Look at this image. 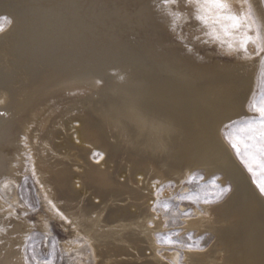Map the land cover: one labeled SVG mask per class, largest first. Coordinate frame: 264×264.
I'll use <instances>...</instances> for the list:
<instances>
[{"label": "rangeland", "instance_id": "374dc122", "mask_svg": "<svg viewBox=\"0 0 264 264\" xmlns=\"http://www.w3.org/2000/svg\"><path fill=\"white\" fill-rule=\"evenodd\" d=\"M42 1L43 0H40V2H38V0H23L19 8L22 6V4L23 5L26 4L28 8L24 9L22 13L18 12V14L17 12L15 13L14 11L8 9L6 6L0 5V16L8 17L7 20L0 21V23L3 24V28H4V33L0 32V39L1 37L6 36L5 33L8 34L9 31H12L13 28L15 29V26L16 28L21 27V30H22L21 38L24 37L23 39H29L31 43L33 42L34 45L38 44L37 46L39 47V48H36L34 46H31L30 48L29 47H26L27 49L25 48V51H30L31 53V56L27 58L29 59L28 64L30 66L33 65L34 67H36V65L34 64H36L38 54H41L42 56L46 55L48 62L46 63L45 68L48 71L44 72V74L43 72H39V71L35 73L32 72L33 77L40 75L42 81L44 80L45 83L53 79L55 80V81L53 80L54 81L53 83H56V84H58L59 82L63 83L64 81L67 80L68 77L69 78L77 77L80 73L84 75V72H85V77L92 75L91 73L88 74L86 71H89L91 67L96 66L98 64H104L106 66L108 65L109 66L108 68H113L115 70L117 69L121 70L122 68L125 67L127 68L126 69L127 73H125L126 74L125 77L129 81H131V79L132 81L139 80L140 78L141 79L144 78V81H147L146 78L152 77V79L155 81V84H157L160 87L161 86L163 87V90H162L163 92L165 91L170 95H175L179 97L178 99L180 100V102L183 105V108L185 109L188 106V103L190 102V100L193 98V96L197 94V90L203 89L204 85H208L210 82H212V79L213 81L217 80L215 79V77L217 76V74L215 73L216 67L223 68L222 70L223 72H225L226 74L232 75V76L235 75L237 72H238L237 74L239 75L240 73L241 75H244L245 71L248 72V74L250 73L249 80H248V87L245 91L246 93L244 95V98H240L238 96L239 95L238 92L235 91L236 93H234V96L236 98L232 99L233 105L236 104V105L242 106V108L240 109V111L242 112L239 111L238 112L239 114H235L233 117H231L230 119L225 121L222 125H220L218 132L220 133L219 134L220 139L223 140L224 144H226V147L229 149L231 155L233 156V159L236 161L240 169L246 174L250 184L252 185L254 189H256L257 194L264 200V195L260 194L259 189L256 185L255 177L252 175V173L248 171V169L245 167L242 161V156L244 154L243 144L239 143L238 141L239 146L241 148V153L238 154L236 150L232 148L231 142H230V140L235 137L244 138L246 136V133L242 130L244 129L245 123L249 121L251 118H253L254 116H258V113L255 112L252 105L259 104L262 96H264V62H262L264 61V52L257 54L256 49L254 45L252 44L248 45L247 56H245V53L242 51L229 50L227 44L228 42H232L229 37H222V39L225 41L224 43H221L220 41L216 40L214 37L207 34V30H204L202 26L197 25L196 23H198V21L194 20L192 18L191 12L188 11L189 13H187V10L185 9V10H182L183 14L186 13L184 14L185 17L187 16L186 19L184 18V22L182 21V19H180V20H177V22H175L174 24L176 26L175 30L177 32L175 34V36L177 37L176 41L179 40L181 43H184L187 45L189 44L192 47H196L197 50H200L201 53L203 54L211 51L209 55L207 54L205 55L208 56L210 64L212 63H217V64L216 66L213 67L214 69L212 68V71H209V72L204 71V73H206L205 75L200 74V73L197 74V67L194 68V74H188V73L184 74L183 73L184 71L180 68L174 69L173 72L176 70L177 71L174 72V74H171L169 72L170 67L169 68L164 67V63H163L164 58L162 59L161 55L160 57L157 56V53L155 52L156 46L153 45V42L151 43V40L156 38L157 36H159L157 38L160 40H164L168 38L166 36L170 35L169 33L170 30L167 27H162L160 25L154 26V25H157L156 23L157 15H154L155 11L153 10V5L149 2V0H147V2L146 0H142L143 3L145 2L144 6H142L143 3L140 0H131V2L128 5H126V3H123L124 1L122 0L121 1L117 0V3L120 2L119 4L121 5V7L119 4L114 2V4L116 3L115 6L113 4L108 11H106L107 9L103 5H101L102 0L100 1L99 0L97 1L96 0H65L68 2L61 0L63 1L61 2L63 6H60L61 5L60 0H54L55 2H51L53 0H46L45 2L44 0V2L41 3ZM73 1H75L74 4L72 3ZM230 2L232 3L234 10H236L237 12L242 10L241 4L238 2V0H233V1L231 0ZM54 3L55 5H53ZM64 3H66L67 6ZM251 3L253 5L254 13H256L255 15L257 17L258 22L260 24L263 23L262 25H264V18H263L264 15L262 16V14H264V2H262V0H258V1L251 0ZM42 4L45 7H48L50 9L45 8ZM90 4L91 5L94 4V5L91 7ZM140 4L142 6L141 10H140L141 8ZM64 5L66 6L67 9L64 7ZM75 5L77 6L76 8H75ZM73 6L76 10L78 8L79 10L78 14L76 10H75L76 13L73 11L74 10ZM96 6H99V7H96ZM43 7H44V10H43ZM57 7H58V10H53L54 8L57 9ZM61 7L62 8L64 7L63 11L66 10L65 11L67 13L66 16L68 17L66 18L68 19V22H67V19L65 18L66 13L60 11L62 9ZM88 7L90 9V13L88 12L89 11ZM100 7L102 9L104 8L103 9L104 11H102ZM116 7L118 9H115ZM126 7L128 9H126ZM137 7H140V8H137ZM84 8L85 9L87 8L88 14L86 11H85L86 14H84L85 13ZM99 8L101 9L100 10L101 12L99 11ZM113 9L116 13L115 15H114ZM121 9L123 11H120ZM149 9L150 11L153 10L154 12L153 11H152L153 13L150 12ZM4 10L5 12H3ZM40 10L41 11L43 10L44 12L43 11L41 12ZM49 10L50 11L52 10V11L50 12ZM127 10H129L128 14H127L128 12ZM71 11L72 13L74 12V14L70 13ZM80 11L82 12L83 15H81ZM146 11H148L149 13ZM49 12L52 16L48 14ZM52 12L54 15L52 14ZM57 12H58V15H60V13L61 15L58 16ZM109 12L112 17L110 16ZM62 13L64 14L62 15ZM99 13H102V14L100 15ZM69 14H72V15L69 16ZM103 14H106L105 15L106 17ZM117 14L119 16H117ZM257 14L260 15L261 18L258 17ZM23 15L26 17L24 18ZM129 16H132V17H129ZM78 17H81V18L79 19ZM108 17H109L110 22L109 20H107ZM48 18L50 21L52 20L51 23L48 20ZM92 18L95 20H93ZM100 18H102L103 20L105 18L106 21H103ZM71 19L72 21H69ZM75 19L77 20L78 23L76 22ZM87 19L89 23L87 22ZM113 19L115 20L113 21ZM129 19H131V21ZM27 20H29L30 22ZM89 20H91L92 22H90ZM118 20H120L119 25H118ZM14 21L16 22V24H14L15 23ZM107 21L109 23H107ZM115 21L117 22V25H114L116 24ZM141 21H142V24L140 23ZM56 22L58 23L56 24ZM72 22L73 24H71ZM112 22L113 24H111ZM128 22L131 24H128ZM96 23L98 24V26L102 24V26H100L102 27V29L99 28ZM152 23H153V26H152ZM62 24L63 25L66 24V25L63 26ZM103 25L104 26L106 25V27L109 26V28L108 27L103 28L104 27ZM67 26L70 27L68 28V30L70 29V32L67 30ZM88 26H90V28ZM95 26H97L98 31H96L97 29ZM56 28L62 29V30L58 29L60 33L56 30ZM72 28L75 30H73ZM112 28L114 29L117 28V29L114 30ZM160 28L162 29L161 31H160ZM138 29H141V30L139 31ZM76 30L79 31V33H77ZM81 30L83 32H80ZM119 30L121 31L122 34L120 32L119 33L117 32ZM125 30L126 32H124ZM151 30L152 31L154 30V32L152 33ZM63 31L65 33L68 31V33L70 34L68 33L65 34ZM85 31L88 32V34H86ZM96 32L98 34H95ZM127 32L130 34V37ZM82 33L83 34L85 33V34L83 35ZM113 33H115L116 35ZM80 34H81V38L79 36ZM92 34H94L95 36L92 37ZM127 34H128V37H127L128 39L126 38ZM131 34L133 36L135 35V38L132 37ZM141 34L143 36H141ZM109 35L111 38H109ZM52 36L53 37L57 36V37H55L54 39ZM82 36H85V37H82ZM118 36L121 39H119ZM65 37L68 39H66ZM71 38L73 40H71ZM91 38H94V39H91ZM125 39L128 41H126ZM111 40L114 42H112ZM129 40L131 44L129 43ZM99 41H101V43ZM144 42L149 47L151 46V48L147 47V45H144L145 44ZM49 43H52V44H49ZM141 44L143 45L141 46ZM64 45H66V47ZM74 45L78 46L77 47L78 49H76V46ZM136 45H139V46L136 47ZM235 46L238 47V44H236ZM138 47H140V49ZM147 48L149 50L144 51V49L147 50ZM20 50L21 52H23L22 50H24V48ZM138 51H139V54H138ZM120 52L122 54H120ZM145 52L147 53L145 54ZM20 54L22 55V53ZM140 54H143V55H140ZM150 54H153V55H150ZM24 55L25 53L23 52L22 56ZM138 55H140L142 59L144 58L143 60L145 61V63L148 64L147 67L150 71V72H147L148 77L145 76V74L137 73L135 71L136 67L133 66L132 61ZM155 55L157 56V59ZM122 57L125 58V61L121 60ZM149 58H152L154 60L152 59L149 60ZM248 58L250 59L248 60ZM123 62L124 64H122ZM228 68H231L232 70ZM233 70L235 71L237 70V72L234 73ZM155 76L156 78H154ZM228 79L230 78H222L221 80L222 84L226 83ZM177 81L178 83H176ZM1 82L2 81H0V87H4L5 84L4 83L1 84ZM162 82L163 83L165 82L164 85H162L163 84ZM20 83L21 85L24 84L23 82H20ZM85 87L86 86L84 85L82 89L81 88H79V90L76 89L77 91L75 92L77 94L74 92L76 96H73L75 95L73 92L71 93L67 92L68 97L64 95L62 96L63 99L62 97L59 98L60 101H57L54 104H52L54 106L50 105L48 107L49 109L45 108L44 109L45 111L41 115H39L40 119L38 118L37 121L33 122L31 119L32 117H30V115L34 113V111L31 112L32 109H37L46 100L45 97L39 95V93L36 94L35 92L36 96L35 97L33 96L35 98L34 99L35 102L31 101L29 106L24 107V109L22 110V113L28 114L29 116L22 114V113H21L22 115L16 116V118L15 116H13L14 119L13 118L11 119L12 120L11 125L13 126L9 125V127L11 128H9L7 133L5 132L6 134L4 133L1 138L3 143L6 142L4 144L7 146L6 156L8 157V158L7 157L5 158L6 161L3 166L4 168H0V205H1L0 206V227L2 228L1 230L2 232H0V250L2 248V250L0 251L1 253L0 258L3 261V263L4 264H37V262L39 261V264H45L46 261H50L51 264H161L162 262H164L165 264H185L183 251L187 249L189 250L187 245L189 244L195 245V247L192 248L191 250H204V249L210 248V246L215 242L216 236L213 230L209 228V224H210L209 220H210V217H212V215H211L210 209H208L207 207H213L214 205H217L223 202L232 193L233 185L230 182V180H223L224 176L219 171L207 173L206 170H204L202 166H198L196 162L197 159H195L196 157L193 158L194 155L192 154L193 150L195 149V145L193 146V144H195V141L190 137H180L179 138L177 136H174V137L170 136L171 132L173 133L174 130L171 129L169 126H168L169 128L167 127L168 129L166 128L164 129L163 136L166 135V137H171L170 138L171 142L169 143L168 146H165L166 149L169 148L170 152H172L171 153L172 156H170L171 159H169V156H167L168 153L166 154L161 153L153 157V159L151 160L152 162H150V164L146 166V168L143 166L137 168L138 163L134 167L126 164L125 163L126 161L123 160L122 157L127 156L128 150L130 149L132 150V148H134L135 146L136 147L138 146L137 144L138 141L132 136H130V138L126 137L122 139L120 143L115 142V145L118 144L116 148L121 149V150H118V152L115 153L114 150H110V148L108 149L105 148L106 152L104 154H100L99 150H97L98 147L96 148V146L99 145V144H96L97 141H107L105 144H109V141L111 139L109 140L106 137L104 138L100 137L99 139L91 138L90 140H88L85 134V131L87 130L85 129V124L83 123L84 113L81 112L80 110H79L80 113L76 111L80 108L79 105L81 102L85 103L87 101L86 97H88V95L90 94L92 96L95 95L94 93L95 90L86 91L87 89ZM70 94L72 95V97ZM73 97H75L76 100L75 98L73 99ZM38 100H40V102ZM69 102L70 104L66 105V103L68 104ZM35 103L37 105H35ZM58 105L59 106L63 105V106H60L61 107L60 108L58 107ZM68 107H70L69 109L72 108V110H69ZM28 108L31 111H29ZM50 108H51L50 112L54 110L52 113H48ZM55 110H57V112H55ZM62 110L64 111L66 110V111L64 112ZM187 110L190 111L189 108ZM219 111H222V109H220ZM223 111H225V109ZM68 112H71L73 114L71 115V113H68ZM48 114L51 116H48ZM59 114H61V116ZM69 116L70 118H68ZM41 119L45 122L43 123ZM61 119H64V120H62L61 122ZM19 122H21V124ZM24 122H25V126H24ZM38 123L39 125H41L40 127ZM42 123L45 126H43ZM55 123H58L57 124L58 126L55 125ZM14 125L17 126L18 129H16L17 127L14 129ZM67 125L68 127L72 126V128L69 129ZM36 129L38 133H36ZM13 130L15 131L18 130V131H16L17 132L16 133ZM19 130L21 133L19 132ZM66 130L67 131L69 130V131L67 132ZM9 131H11L12 134L11 132L9 134L8 133ZM82 133L84 135H82ZM32 134H34V137L32 136ZM27 135L32 136V137L28 136V138H24V136L27 137ZM68 135H69V138H68ZM32 138L33 139L35 138V139L33 140ZM37 138H39L38 141H36ZM41 139H44V141L46 142H43ZM53 139L54 140L56 139V140L53 141ZM70 140L71 142L74 143L75 146L73 145V143L72 144L70 143ZM134 140L136 141V144ZM79 141H82V143ZM35 142H37V144ZM48 142L51 144H49ZM56 143H59V144L56 145ZM249 143H252V142L249 141ZM38 147H40L41 149ZM49 147L51 148L49 149ZM159 147H163V146H159ZM82 148L84 149L82 150ZM46 149H48L50 152ZM58 151H59V154H58ZM61 151H62V154H61ZM47 152L48 154L50 155L53 154V155L48 156ZM71 154L72 156H70ZM65 155H67L68 157ZM182 155L184 156V158ZM54 157H56L57 159H55ZM110 158L112 159V161ZM164 158L167 161L164 160ZM50 159L52 160L53 163L51 162ZM193 159L196 163H194ZM53 160H56V161H53ZM89 160H92L97 165L99 164L100 166L98 165L99 166L98 168H100V170H102V167H103V170L101 171V173L104 175L103 176L104 178H108V179L111 178L119 182V185H120L119 189L120 187L121 188L127 187V189L125 190L123 189L122 191H120L121 194H119L118 192L110 193V191H113L114 189L110 188L109 190L108 189L106 190V188L109 187V186H106L105 191L102 194H99L96 188L97 187L96 184H99V183L94 182L95 181L94 179H88L86 175L87 171H84L86 170V166H87L86 164H87V161ZM161 160L163 161L162 163H161ZM171 160L174 162H172ZM189 160L192 162H190ZM57 161L60 163H58ZM54 162H55V165H54ZM111 164L112 166H110ZM41 165L42 166L46 165L44 166L45 168L43 167L44 169H46L48 165L50 167L48 166V169L43 170ZM80 165L82 168L80 167ZM63 167L70 169V170L66 171L67 169L64 168L65 169L64 170ZM135 167L137 168V170L134 169ZM56 168L58 172L57 170H55ZM82 169L84 170L82 171ZM61 170L64 173H62ZM65 171L67 172V175H65L66 174ZM173 172L174 173L176 172V173L174 174ZM64 177H68L69 179H71V181L74 182V184H76L79 192L82 193L81 196L70 192L68 190V187L66 188V186H60L59 180H63ZM142 180L144 181V183H142L139 186L138 181H142ZM226 189H230V190L226 191ZM206 200L209 202L206 203L205 202ZM142 201H146L145 203L147 204L146 205L141 204ZM165 204L169 206L167 210L164 207ZM147 205L149 206L150 211L149 210L146 211ZM148 213H149V216H148ZM196 213H200L202 216L205 217V222H203L204 223L203 227H201L202 229L189 226V220L196 218L197 217ZM114 216H116V218ZM139 225H144V226L139 228L138 227ZM134 229H136L137 231L139 229H143L144 231L147 232V234H149L147 238L151 239L152 243L156 245L155 246L153 244L156 248L157 255L161 256L164 251H168V252L176 251V253L178 254L177 262H175L173 259H169V258L166 259L164 257H162L163 261H161L160 263L155 262V261L152 262V260H149L144 255V251H145L144 247L146 243L142 241L138 242L137 241L139 239L138 235L127 238L128 240L126 242L123 241L120 243H114L113 241L112 242L105 241L110 236L114 238L118 237L117 239H119L120 235L118 234V232L121 230L122 231L128 230L130 232L131 231L134 232ZM177 233L178 235H176ZM29 237H31V239H29ZM123 239L125 240V238ZM169 239L177 241V242L169 243L168 242ZM109 244H111L112 246Z\"/></svg>", "mask_w": 264, "mask_h": 264}, {"label": "bare ground", "instance_id": "6f19581e", "mask_svg": "<svg viewBox=\"0 0 264 264\" xmlns=\"http://www.w3.org/2000/svg\"><path fill=\"white\" fill-rule=\"evenodd\" d=\"M22 1L23 0H0V5L1 6H6L8 9L14 11L15 13L17 12V14H18V12L19 13H22V11L24 9L28 8V6L26 4L25 5L22 4V6L19 8V6H20V4H21ZM63 1H65V0H63ZM63 1L60 0V3L63 2ZM122 1H124L123 3H126V5H128L131 2V0H122ZM140 1L142 2V0H140ZM38 2H40V0H38ZM43 2H44V0L41 3H43ZM45 2H46V0H45ZM51 2H55V1L53 0ZM57 2H59V1H57ZM65 2H68V1H65ZM74 2L75 1H73L72 3L74 4ZM114 2L117 3V0H102V4L101 5H103L107 9L106 11H108L110 9V7L114 4ZM133 2H132V4H133ZM146 2H147V0H146ZM149 2L153 5V10L156 13V14L154 13V15H157V17H156V21H157L156 23H157V25H154V26H159L160 25L162 27H167L170 30V32H169L170 35L168 34L169 36H166L168 38H166L164 40H160V39L157 38L159 36H157L156 38L152 39L153 41L151 40V43L153 42V45L156 46L155 47V52L157 53V56L160 57V55H161L162 56L161 58L162 59L164 58V60H163L164 67H168V68L170 67L169 68V72L171 74H174V72H176L177 70L174 71V72H173V70L174 69H178V68L182 69L184 71L183 72L184 74L185 73L194 74V68H196V67H197V74L200 73V74L205 75L206 73H204V71L205 72L212 71V68L214 66H216L217 63H212V64L209 63V59H208V56L207 55H209L211 51L205 53V54H207V55H205V54L201 53L200 50H197L196 47H192L189 44L187 45V44L181 43L179 40L176 41V39H177V37L175 36V34L177 33L176 30H175V27L176 26L172 23L171 19L165 14V8L162 6L161 0H149ZM119 3H117V4H119ZM144 3L142 4V6H144ZM64 4L66 5V3H64ZM115 4H114V6H115ZM147 4H149V3H147ZM53 5H55V3ZM65 5H64V7L66 8L67 5L66 6ZM93 5H91V7ZM97 5H99V4H97ZM60 6H63V4L61 3ZM140 6H141V4H140ZM142 6H141V8L140 7H137V8H140V10H141L142 9ZM44 7H43V10H44ZM76 7L77 6L75 5V8ZM96 7H99V6H96ZM117 7L115 9H118ZM120 7H121V5H120ZM146 7H147V5H146ZM172 7H174V6H172ZM45 8H48V7H45ZM63 8L60 11L65 12L66 10L63 11L64 10ZM73 8H74V6H73ZM75 8L73 10L74 12L76 10ZM100 8H99V11L102 9V8L101 9ZM48 9H50V8H48ZM88 9H89V7H88ZM103 9H102V11H104ZM122 9L120 11H123ZM126 9H128V8L126 7ZM185 9L187 10V13H189L188 11H190L191 13L193 11L192 8H191V6L186 5L185 0H180L179 6H178V11H180L182 13V10H185ZM53 10H58V7H57V9L54 8ZM76 11H77V14H78V12H79L78 8H77ZM85 11L87 12V8L86 9L84 8V12ZM113 11H114V9H113ZM127 11H128L127 12V14H128L129 13V10H127ZM149 11H150V9H149ZM152 11H150V12H152ZM3 12H5V10ZM50 12L48 13L49 15H51ZM58 12H57V15H58ZM74 12L72 13V11H71L70 13L74 14ZM86 12L84 14H86ZM88 12L90 13V9H89ZM88 12H87V14H88ZM146 12H148V11H146ZM257 12H259V11H257ZM11 13H13V12H11ZM139 13H140V11H139ZM52 14H53V12H52ZM63 14L64 13H62V15ZM72 14H69V16L72 15ZM93 14H94V12H93ZM99 14L101 15L102 13H99ZM109 14H110V12H109ZM115 14L116 13L114 11V15ZM184 14H186V13H184ZM60 15H61V13H60ZM60 15H58V16H60ZM66 15H67V13L65 14V18L67 17ZM81 15H83L82 12H81ZM91 15H92V13H91ZM103 15L105 16L106 14H103ZM122 15H123V13H122ZM263 15L264 14H262V16ZM18 16H16V17H18ZM110 16H111V14H110ZM117 16H119V15L117 14ZM257 16L260 17V15H258V14H257ZM25 17L26 16H24V18ZM81 17H78V18L80 19ZM92 17H93V15H92ZM109 17L107 18V20H109ZM129 17H132V16H129ZM186 17H185V15H183V17L180 18V19H182V21L184 22V18L186 19ZM14 18H15V16H14ZM21 18H22V16H21ZM78 18H77V20H78ZM102 18H100V19H102ZM72 19L69 20V21H72ZM88 19H87V22H88ZM115 19H113V21ZM180 19H178V20H180ZM48 20H49V18H48ZM77 20H76V22H77ZM93 20H95V19H93ZM129 20L131 21V19H129ZM27 21H29V20H27ZM89 21L92 22L91 20H89ZM103 21H106V19L104 18ZM119 21L120 20H118V25H119ZM262 21H263V19H262ZM51 22H52V20L50 21V23ZM67 22H68V19H67ZM109 22H110V20H109ZM109 22L107 21V23H109ZM129 22H128V24H131ZM57 23L58 22H56V24ZM99 23H101V22H99ZM140 23L142 24V21ZM14 24H16V22ZM25 24H26V22H25ZM71 24H73V22ZM111 24H113V22ZM196 24L202 26L199 22L196 23ZM261 24H263V23H261ZM65 25H63V26H65ZM75 25H77V24H75ZM107 25H109V24H107ZM114 25H117V22ZM97 26H98V24H97ZM97 26H95L96 29H97ZM100 26H102V24ZM100 26H98V27L102 29V27H100ZM109 26H111V25H109ZM109 26H107V27L109 28ZM152 26H153V23H152ZM88 27L90 28V26H88ZM105 27H106V25L103 28H105ZM68 28H70V27L67 26V30H68ZM161 28H160V31L162 30ZM197 28H195V29H197ZM13 29H12V31H9L8 34L5 33L6 36L5 37H1V39H0V81H2L1 84L2 83L5 84L4 87H0V113H3L4 114V115H0V168H4L3 166H4L5 161H6L5 158L7 157L6 156L7 155L6 154L7 146L4 144L6 142L3 143L2 140H1V138H2L3 134L5 132L7 133V131L9 130V128H11V127H9V125H11V122H12L11 119L12 118L14 119L13 116H15V118H16V116H18V115L25 114V113H22V110L24 109V107L29 106V104L31 103V101H34V99H35L34 97L36 96L35 95V92H36V94L39 93V95L45 97L46 100L37 109H32V111H31L28 108L29 111H31V112L34 111V113L32 115H30V117H32L31 119H32L33 122L34 121H37L38 118L40 119V116L39 115H41L45 111L44 110L45 108H48L50 105L54 104L55 102L60 101L59 98H61L62 96H64V95L67 96L68 95L67 92L68 93H71V92L74 93L75 91H77L76 89H78V90H79V88L82 89V87L85 85L86 86L85 88L87 89V90L86 89L85 90L86 91H88V90H95V92H94L95 95L94 96H92L91 94L88 95V97H86L87 98V101L85 103L81 102L80 105H79L80 108L78 109V107H77L78 110H76V109L75 110L78 111V112L80 110L81 112L84 113V114L82 113L84 115V119H83L84 121H83V123L85 124V129L87 130V131H85V134H86L88 140H90L91 138H95V139L98 138L99 139L100 137H103V138L106 137L109 140L111 139L109 141V144H105L107 141H97L96 144H99V145H97L96 148L98 147L97 150H99L100 154H104L106 152V149H108V148H110V150H114L115 153L118 152V150H121V149L116 148V146L118 144L115 145V142H119L120 143V141L122 139H124L126 137L127 138L129 137L130 138V136H132V137H134L138 141L137 142L138 146L137 147L135 146L134 148H132V150L131 149L128 150L127 156H123L122 157L123 160L126 161L125 162L126 164L131 165V166L134 167L138 163L137 164L138 165L137 168L138 167H142V166L146 168V166H148L150 164V162H152L151 160L153 159V157H155L156 155L161 154V153H163V154L168 153L167 156H169V159H171L170 156H172L171 155L172 152H170V149L169 148L166 149V147H165V146H168L169 143L171 142V140H170L171 137H166V135L163 136L164 129L165 128L168 129L170 127L171 129L174 130L173 133L171 132L170 136H173V137L174 136H177L179 138L180 137H190V138H192L195 141V144H193V146L195 145V149L193 150V153L192 154L194 155L193 158L196 157L195 159H197L196 162H197V165L198 166H202L204 168V170H206L207 173H211V172H214V171H219L224 176L223 180H230V182L232 183V185H233V191H232V193L223 202H221V203H219L217 205H214L213 207H207L208 209H210L211 215H212V217H210V220H209V223H210L209 224V228L211 230H213V232L215 233V236H216L215 242L210 246V248H207V249H204V250H190V249L189 250L188 249L187 250H184L183 251V256H184L185 264H264V200L257 194L256 189H254L252 187V185L250 184V182H249L246 174L240 169V167L238 166V164L236 163V161L233 159V156L231 155L229 149L226 147V144H224L223 140L220 139V137H219V134L220 133L218 132V130L220 128V125H222L225 121H227L228 119H230L231 117H233L235 114H239L238 112L240 111V109L242 108V106L241 105H236V104L233 105L232 104V99L233 98H236L234 96V93H236L235 91L238 92V94H239L238 96L240 98H244V95L246 93L245 91H246V89L248 87V80H249V74L250 73L248 74V72L245 71L244 72L245 74L244 75H241V73L239 72L240 73V75H239V74H237L238 73L237 70L236 71L233 70L234 73L235 72H237V73L232 76V75H229V74H226L225 72H223L222 71L223 68L216 67L215 68V70H216L215 73L217 74V76L215 77V79H217V80L216 81H213V79H212V82H210L209 84L206 82L208 85H204V88L203 89L197 90V94L193 96V98L188 103V106L186 107L187 109L189 108L190 111H188L186 108L185 109L183 108L182 103L178 99L179 97H177L175 95H170V94H168L165 91L163 92L162 91L163 90V87L162 86L160 87L157 84H155V81L152 79V77L149 76L150 78H146L147 81H144V78L143 79L140 78L139 80H135V81H132V79H131V81H129L125 77L126 76L125 73H127V71H126L127 68H125V67L122 68L123 70L122 69L121 70L120 69L119 70L118 69L115 70L113 68H108L109 67L108 65L106 66L104 64H98V65L93 66L91 68L89 67L90 68L89 71H86L85 70L88 74L91 73L92 75H89V76H86L85 77V72L83 71L84 72V75L82 73H80L77 77H73V78H71V77L69 78L68 77L69 78L68 79L65 76L67 78V80L64 81L63 83L62 82L61 83L59 82L58 84L53 83L55 81L54 79H53L54 81L53 80H50V81H48V82L45 83L44 80L42 81L40 75H37L36 77H33L32 72L35 73V72L39 71V72H43V74H44V72L48 71L45 68L46 63L48 62V60L46 58V55L45 56H42L41 54H38L36 64H34V65H36V67H34L33 65L30 66L28 64L29 59H27V58H29L31 56V53H30V51H25V48L26 47H29L30 48L31 46H34L36 48H39L37 46L38 44L37 45H34V43L33 42L31 43V41L29 39H23L24 37L21 38L22 37L21 36V34H22L21 33L22 32L21 27H17L16 28V26H15V29L14 30ZM58 29L56 28L57 31H58ZM112 29H114V28H112ZM116 29H114V30H116ZM177 29H179V28H177ZM59 30H62V29H59ZM73 30H75V29H73ZM138 30L140 31L141 29H138ZM204 30H206V29L204 28ZM68 31L70 32V29ZM68 31L66 33H68ZM96 31H98V29ZM127 31H129V30H127ZM145 31H146V29H145ZM56 32H54V33H56ZM80 32H83V31L81 30ZM112 32H113V30H112ZM117 32L118 33L119 32L121 33L120 30L117 31ZM124 32H126V30ZM153 32H154V30L152 31V33ZM163 32H165V31H163ZM3 33H4V31H3ZM73 33H74V31H73ZM77 33H79V31H77ZM99 33H100V31H99ZM68 34H70V33H68ZM86 34H88V32H86ZM95 34H98V33L96 32ZM113 34H115V33H113ZM128 34L126 35V38L128 37ZM100 35H102V34H100ZM104 35H105V33H104ZM79 36L81 38V34ZM93 36H95V35L92 34V37ZM120 36H122V35H120ZM131 36L135 38V35L133 36L131 34ZM141 36H143V35L141 34ZM149 36H147V37H149ZM55 37H57V36H55ZM55 37H53V38L55 39ZM82 37H85V36H82ZM129 37H130V34H129ZM80 38H79V40H80ZM109 38H111L110 35H109ZM118 38H119V36H118ZM66 39H68V38H66ZM91 39H94V38H91ZM97 39H98V37H97ZM119 39H121V38H119ZM119 39H118V41H119ZM146 39H148V38H146ZM71 40H73V39L71 38ZM79 40H77V41H79ZM102 40H104V39H102ZM126 41H128V40H126ZM51 42H53V41H51ZM99 42L101 43V41H99ZM112 42H114V41H112ZM57 43H59V42H57ZM116 43H118V42H116ZM120 43H122V42H120ZM129 43L131 44L130 40H129ZM133 43H132V45H133ZM49 44H52V43H49ZM142 45L143 44H141V46ZM144 45H147V44L145 43ZM64 46L66 47V45H64ZM71 46H73V45H71ZM74 46H76V45H74ZM137 46H139V45H136V47ZM48 47H50V46H48ZM77 47L78 46H76V49H78ZM147 47H149V46L147 45ZM23 48H24V50H22V51L25 53L24 56H22L23 55V52H21V50H20V49H23ZM89 48H90V46H89ZM138 48L140 49V47H138ZM149 48H151V46ZM28 50H30V49H28ZM105 50H107V49H105ZM114 50H113V52H114ZM148 50H149L148 48H147V50L144 49V51H148ZM55 51H56V49H55ZM129 51H131V50H129ZM139 51H138V54H139ZM124 52H125V50H124ZM150 52H151V50H150ZM20 53H22V55ZM146 53L147 52H145V54ZM120 54H122V53L120 52ZM134 54H135V52H134ZM124 55H126V54H124ZM127 55H129V54H127ZM140 55H143V54H140ZM140 55L136 56L133 59L132 64H133L134 67H136L135 68V71L137 73L145 74V76L148 77L147 72H150L149 69H148V67H147L148 64L145 63V61L143 60L144 58L142 59ZM148 55H149V53H148ZM150 55H153V54H150ZM157 56L155 55L156 59H157ZM243 58H244V56H243ZM151 59L152 58H149V60H151ZM249 59L250 58H248V60ZM121 60L125 61V58L122 57ZM152 60H154V59H152ZM160 62H161V60H160ZM75 64H76V62H75ZM122 64H124V62ZM32 67H34L36 69H34ZM38 69H40V70H38ZM228 69L232 70L231 68H228ZM230 73H231V71H230ZM75 76H76V74H75ZM154 78H156V76ZM222 78H230V79H228V81L226 83H223L222 84V82H221ZM151 80H153V81H151ZM250 81H251V79H250ZM20 82H23L24 84L21 85ZM56 82H58V81H56ZM164 83L162 85H164ZM176 83H178V81ZM192 84H193V82H192ZM38 91H40V92H38ZM90 93H91V91H90ZM76 94L73 95V96H76ZM248 96H249V94H248ZM71 97H72V95H71ZM74 98L75 97H73V99ZM240 98H239V100H240ZM62 99H63V97H62ZM68 99H70V98H68ZM75 100H76V98H75ZM38 101L40 102V100H38ZM187 101H188V99H187ZM69 104H70V102L68 104L66 103V105H69ZM35 105H37V104L35 103ZM52 106H54V105H52ZM56 106H57V104H56ZM60 106H63V105H60ZM60 106L58 105V107H60ZM70 107H68V109ZM53 109H54V107H53ZM220 109H222V111H219ZM224 109H225V111H223ZM57 110H58V108H57ZM57 110H55V112H57ZM69 110H72V108L69 109ZM50 111H51V108H50V110H49L48 113H52L54 110L52 112H50ZM62 111H64V110H62ZM240 112H242V111H240ZM68 113H71V112H68ZM72 114L73 113H71V115ZM25 115H28V114H25ZM59 115L61 116V114H59ZM48 116H51V115L48 114ZM75 116H76V114H75ZM26 118H27V116H26ZM68 118H70V116ZM20 119H19V121H20ZM47 120H48V118H47ZM62 120H64V119H61V122H62ZM71 120H72V118H71ZM26 121H28V120H26ZM21 122H19V123L21 124ZM44 122L45 121H43V123ZM67 122H68V120H67ZM17 123H18V121H17ZM43 123H42V125H43ZM58 123H55V125H57ZM40 124H41V122H40ZM38 125H39V123H38ZM11 126H13V125H11ZM24 126H25V122H24ZM40 126L41 125H39V127ZM43 126H45V125H43ZM16 127L17 126L14 125V129ZM32 127H33V125H32ZM67 127H68V125H67ZM68 128L70 129V128H72V126H69ZM16 129H18V127ZM19 129H21V128H19ZM64 130H65V128H64ZM13 131H15V130H13ZM16 131H18V130H16ZM10 132L11 131H9L8 133L10 134ZM19 132H20V130H19ZM16 133H15V135H16ZM36 133H38L37 132V129H36ZM83 133H82V135H84ZM11 134H12V132H11ZM34 134H32L33 137H34ZM69 135H71V134H69ZM69 135H68V138H69ZM12 136H14V135H12ZM28 136L29 135H27V137L24 136V138H28ZM32 136H29V137H32ZM51 137H52V135H51ZM57 138H58V136H57ZM38 140H39V138H37L36 141H38ZM41 140L43 142H46V141H44V139H41ZM55 140L53 139V141H55ZM71 140H70V143L72 144L73 142H71ZM79 142L82 143V141H79ZM35 143L37 144V142H35ZM49 144H51V143H49ZM57 144H59V143H56V145ZM135 144H136V141H135ZM39 145H37V146H39ZM73 145H74V143H73ZM159 146H163V147H159ZM78 147H79V145H78ZM190 147H191V145H190ZM38 148H40V147H38ZM50 148L51 147H49V149ZM54 148H53V150H54ZM83 149L84 148H82V150ZM46 150H48V149H46ZM84 151H86V150H84ZM63 152H64V150H63ZM108 152H110V151H108ZM47 154H48V152H47ZM58 154H59V151H58ZM61 154H62V151H61ZM44 155H46V154H44ZM49 155L50 154H48V156ZM52 155H50V156H52ZM85 155H86V153H85ZM185 155H187V154H185ZM10 156H11V154H10ZM65 156H67V155H65ZM70 156H72V154ZM56 157H54V158L57 159ZM183 158H184V156H183ZM190 158H188V159H190ZM47 159H48V157H47ZM164 160H166V159L164 158ZM53 161H56V160H53ZM111 161H112V159H111ZM193 161H194V159H193ZM48 162H50V161H48ZM51 162H52V160H51ZM106 162H107V160H106ZM162 162L163 161L161 160V163ZM172 162H174V161H172ZM190 162H192V161H190ZM196 162L194 161V163H196ZM58 163H60V162H58ZM194 163H192V164H194ZM54 165H55V162H54ZM86 165H87L86 166V170L82 169V171L83 170L84 171H87L86 175H87L88 179H94L95 180V181L93 180L94 182H98L99 183V184H96V186H97L96 187L97 188V192L99 194H102L105 191V187L106 186H109L108 188H106V190L107 189L109 190L110 188L115 190V191L114 190L113 191H110V193H112V192L113 193L114 192H118L119 194H121L120 191H122L123 189L124 190L127 189V187L126 188H121L120 187V189H119V186H120L119 185V182H117V181H115L114 179H111V178L110 179L104 178L103 177L104 175L101 173V171L103 170V167H102V170H100V168H98L100 166L99 164H98L99 165L98 166L95 162H93L92 160H89V161H87V164ZM12 166H14V165H12ZM44 166H46V165H43L42 168ZM48 166L46 167V169H48ZM110 166H112V164ZM56 167H58V166H56ZM61 167H62V165H61ZM80 167H81V165H80ZM44 168H43V170H46ZM64 168L65 167H63V169ZM137 168L135 167L134 169L137 170ZM65 169H67V168H65ZM55 170H57V168ZM62 170H61V172H62ZM68 170H70V169H67L66 171H68ZM111 171H112V169H111ZM57 172H58V170H57ZM57 172H56V174H57ZM52 173H53V171H52ZM62 173H64V172H62ZM69 173H68V175H69ZM58 175H59V173H58ZM65 175H67V172H66ZM46 177H48V176H46ZM52 179H53V177H52ZM61 179H62V177H61ZM51 182H53V181H51ZM138 182H139L138 183L139 186L142 183H144L143 180L142 181H138ZM55 184H57V183H55ZM59 184H60V186H66V188L68 187V190L70 192H72V193L78 194L79 196L82 195V193L79 192L76 184H74V182L71 181V179H69L68 177H64L63 180H59ZM143 185H145V184H143ZM115 195H116V193H115ZM145 202L146 201H142L141 204H145L146 205L147 203H145ZM148 210H149V206L147 205L146 211H148ZM196 215H197L196 218L189 220V226L195 227V228H201V227H203V224H204L203 222H205V217L202 216L200 213H196ZM148 216H149V213H148ZM114 217L116 218V216H114ZM142 226H144V225H139L138 227L140 228ZM1 230H2V228L0 227V232H2ZM128 230H124V231L121 230V231H119L118 232V234L120 235L119 239H117L118 237L114 238V237H111L110 236L105 241H111V242L113 241L114 243H120V242H123V241L126 242L128 240L127 238H130L131 236L138 235L139 239L137 241L138 242H141L142 241V242H145L146 243V245L144 247L145 248L144 255L149 260H152V262L155 261V262H159L160 263L161 261H163V258L162 257H164L166 259H168V258L169 259H173L175 262H177V255L178 254L176 253V251L175 252L164 251L161 256L157 255L156 248H155L156 245L154 243H152L151 239L147 238L149 234H147V232L144 231L143 229H139L138 231L136 229H134V232L133 231L130 232ZM151 234H152V232H151ZM123 238H125V240ZM8 241H10V240H8ZM109 245H111V244H109ZM1 250H2V248H1ZM8 250H9V248H8ZM0 264H4L3 261L1 260V258H0ZM161 264H165V263L162 262Z\"/></svg>", "mask_w": 264, "mask_h": 264}, {"label": "snow or ice", "instance_id": "6c2138e0", "mask_svg": "<svg viewBox=\"0 0 264 264\" xmlns=\"http://www.w3.org/2000/svg\"><path fill=\"white\" fill-rule=\"evenodd\" d=\"M179 2L180 0H161L162 6L165 8V14L173 24L184 15L178 11ZM238 2L241 4L242 9L239 12L234 10L230 0H185L186 5L191 6L193 10L191 13L192 18L208 30L207 34L221 43L225 42L222 37L231 39L232 42L227 44L229 50L242 51L247 56L248 45L252 44L257 54H260L264 52V25L258 22L251 0H238ZM7 19V16H0V21ZM3 31V24L0 23V32ZM236 44H238V47L235 46ZM252 107L258 113V116H254L245 123L242 131L246 133V136L244 138H232L230 142L232 148L238 154L241 153L239 143L243 144L242 161L248 171L255 177L260 194L264 195V96H262L259 104H253ZM0 115H3V113H0ZM249 141L252 143H249ZM205 202L208 203L209 201L206 200ZM164 207L167 210L169 206L165 204ZM168 242L176 243L177 241L169 239ZM187 247L191 250L195 245L189 244ZM37 264H39V261ZM45 264H51V262L46 261Z\"/></svg>", "mask_w": 264, "mask_h": 264}]
</instances>
